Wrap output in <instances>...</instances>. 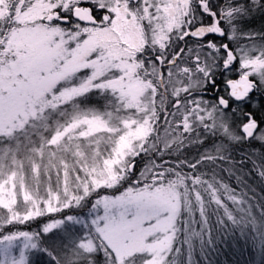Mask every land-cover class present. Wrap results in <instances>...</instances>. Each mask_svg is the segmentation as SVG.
Listing matches in <instances>:
<instances>
[{"label":"snow or ice","instance_id":"obj_1","mask_svg":"<svg viewBox=\"0 0 264 264\" xmlns=\"http://www.w3.org/2000/svg\"><path fill=\"white\" fill-rule=\"evenodd\" d=\"M253 174L264 0H0V264H264Z\"/></svg>","mask_w":264,"mask_h":264},{"label":"rangeland","instance_id":"obj_2","mask_svg":"<svg viewBox=\"0 0 264 264\" xmlns=\"http://www.w3.org/2000/svg\"><path fill=\"white\" fill-rule=\"evenodd\" d=\"M257 98L259 99V94H257ZM189 155L194 154L193 152H189ZM139 167L143 166V162H140ZM250 167V166H249ZM224 175V179L231 183L233 187H235L234 178L229 179L226 174ZM249 183H253L255 186L258 187L260 192H264V185H260L259 178L255 177L253 174V179L249 181ZM222 262L227 261V264H258L259 257L255 255V253L250 252L249 250L245 249L244 251H240L239 248H236L234 251L229 252L226 256L222 255L219 258Z\"/></svg>","mask_w":264,"mask_h":264},{"label":"trees","instance_id":"obj_3","mask_svg":"<svg viewBox=\"0 0 264 264\" xmlns=\"http://www.w3.org/2000/svg\"><path fill=\"white\" fill-rule=\"evenodd\" d=\"M261 22H262L261 19L258 17L256 19V22H255L256 23V26L258 27L261 24Z\"/></svg>","mask_w":264,"mask_h":264}]
</instances>
